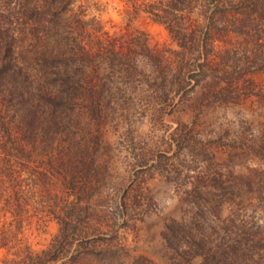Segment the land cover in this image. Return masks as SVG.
Instances as JSON below:
<instances>
[{
    "label": "rangeland",
    "instance_id": "obj_1",
    "mask_svg": "<svg viewBox=\"0 0 264 264\" xmlns=\"http://www.w3.org/2000/svg\"><path fill=\"white\" fill-rule=\"evenodd\" d=\"M135 1L75 0L72 14L107 48L147 45L170 61V75L145 66L133 80L110 76L114 94L101 109L71 91L65 125L49 113L45 136L20 139L30 154L8 171L20 180L0 203V264L36 257L62 220L80 219L115 264H264V0ZM175 9L174 36L165 22ZM180 43L209 67L166 106L157 95L178 88ZM91 78L73 80L88 88Z\"/></svg>",
    "mask_w": 264,
    "mask_h": 264
},
{
    "label": "trees",
    "instance_id": "obj_2",
    "mask_svg": "<svg viewBox=\"0 0 264 264\" xmlns=\"http://www.w3.org/2000/svg\"><path fill=\"white\" fill-rule=\"evenodd\" d=\"M127 1L137 5L135 0ZM74 3L75 0H0V203L11 188V181L15 183L20 180L17 171L11 176L8 174L12 164L18 163V157L27 159L30 154H26L17 143L21 138L27 139V143L36 141L41 132L45 136L43 124L49 113H52L51 119L56 126L65 125L64 114L75 102L78 91H81L77 89L88 92L92 107L101 109L107 96L114 94L113 89L108 91L106 86L110 76H124L133 80L145 76V66H149L148 70L155 74L166 75L164 80L170 75V61L156 55L145 44H137L136 48L130 47L129 51L122 53L117 52L113 45L105 47L102 43L105 41L97 31L87 29L88 24L72 14ZM151 14L160 20L164 18L159 13ZM168 14L172 19L164 22L175 36V25L183 19V15H179L177 9ZM180 48L183 51L177 53L182 65L176 76L178 88L167 87L162 96L157 95L166 106L174 103L179 93L190 85L189 78L199 76V68L206 70L209 67V61L201 62L200 53H197V57L189 43H180ZM31 63L36 74L27 72ZM88 73L92 75L88 88L81 87L78 80L74 82L73 78L86 79ZM204 76L206 73L200 75L201 78ZM95 79L98 83H94ZM30 80L34 85L32 92ZM200 82L197 80L192 87H197ZM148 86L151 88L154 85ZM234 94L230 91L231 96ZM223 95L224 92H221L220 96ZM36 99L41 103H34ZM9 123L15 124L18 135L11 132ZM4 176H10V179L6 181ZM84 221L80 219L73 224L62 220L60 234L48 250L36 257L23 254L13 263L57 264L66 259L70 264H78L88 257L96 264H115L116 254L109 253L110 250H99L88 231L79 229L78 225Z\"/></svg>",
    "mask_w": 264,
    "mask_h": 264
}]
</instances>
